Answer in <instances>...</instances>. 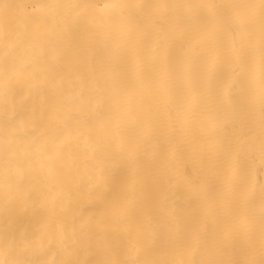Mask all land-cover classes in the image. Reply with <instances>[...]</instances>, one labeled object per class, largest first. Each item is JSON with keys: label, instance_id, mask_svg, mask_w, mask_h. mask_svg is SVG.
<instances>
[{"label": "bare ground", "instance_id": "obj_1", "mask_svg": "<svg viewBox=\"0 0 264 264\" xmlns=\"http://www.w3.org/2000/svg\"><path fill=\"white\" fill-rule=\"evenodd\" d=\"M260 4L0 0V264H264Z\"/></svg>", "mask_w": 264, "mask_h": 264}, {"label": "snow or ice", "instance_id": "obj_2", "mask_svg": "<svg viewBox=\"0 0 264 264\" xmlns=\"http://www.w3.org/2000/svg\"><path fill=\"white\" fill-rule=\"evenodd\" d=\"M105 7L106 8H112L114 10H118V9L124 7V5L113 2L110 4H106ZM260 9H261L262 22H264V0H261ZM262 59H264V41H262ZM262 102H264V97H262ZM64 264H73V262L66 261V262H64Z\"/></svg>", "mask_w": 264, "mask_h": 264}]
</instances>
